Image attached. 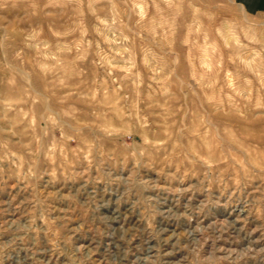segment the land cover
Segmentation results:
<instances>
[{"label":"rangeland","instance_id":"374dc122","mask_svg":"<svg viewBox=\"0 0 264 264\" xmlns=\"http://www.w3.org/2000/svg\"><path fill=\"white\" fill-rule=\"evenodd\" d=\"M0 264H264V11L0 0Z\"/></svg>","mask_w":264,"mask_h":264},{"label":"crops","instance_id":"0c3cea01","mask_svg":"<svg viewBox=\"0 0 264 264\" xmlns=\"http://www.w3.org/2000/svg\"><path fill=\"white\" fill-rule=\"evenodd\" d=\"M237 2L249 13L264 11V0H237Z\"/></svg>","mask_w":264,"mask_h":264},{"label":"bare ground","instance_id":"6f19581e","mask_svg":"<svg viewBox=\"0 0 264 264\" xmlns=\"http://www.w3.org/2000/svg\"><path fill=\"white\" fill-rule=\"evenodd\" d=\"M5 88H6V87H5ZM117 113H118V111H117ZM111 126H113V125L111 124ZM230 143H231V142H230ZM230 143H229V144H230ZM240 150H241V149H240ZM225 155H226V154H225ZM244 155H245V154H244ZM246 159H247V158H246ZM246 159H245V160H246ZM245 162H246V161H245ZM115 209H117V208H115ZM109 214H110V213H109ZM107 215H108V214H107ZM107 215H106V217H108V218L112 217V216L109 217V216H107ZM117 215H118V214H117ZM115 217H116V216H115ZM115 217H114V218H115ZM111 219H112V218H111ZM110 223H111V222H110ZM117 226L119 227V225H117ZM115 227H116V226H115ZM118 230H119V228H118ZM190 235H191V234H190ZM170 237H171V236H170ZM157 238H158V237H157ZM158 239H159V238H158ZM148 240L150 241V239H148ZM148 240H147V241H148ZM82 246H85V245H82ZM155 246H157V245H155ZM106 247H107V246H106ZM107 248H109V247H107ZM148 248H149V247H148ZM94 249H95V248H94ZM94 249H93V250H94ZM96 249H97V248H96ZM87 251H88V250H87ZM95 251H97V250H95ZM151 251H152V250L150 249V252H151ZM159 251H160V250H159ZM88 252H89V251H88ZM155 252H156V251H155ZM155 252H154V253H155ZM92 253H93V252H92ZM161 253H162V251H161ZM54 254H55V253H54ZM89 254H90V253H89ZM115 254H116V253H115ZM152 254H153V253H152ZM145 256H146V255H145ZM147 257H148V256H146V258H147ZM25 258H26V257H25ZM98 258H99V257H98ZM142 259H143V258H142ZM101 260H102V259H101ZM101 260L99 259V261H101ZM107 260H108V259H107ZM146 260H147V259H146ZM119 261H120V260H119ZM117 262H118V261H117Z\"/></svg>","mask_w":264,"mask_h":264}]
</instances>
